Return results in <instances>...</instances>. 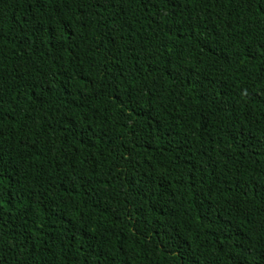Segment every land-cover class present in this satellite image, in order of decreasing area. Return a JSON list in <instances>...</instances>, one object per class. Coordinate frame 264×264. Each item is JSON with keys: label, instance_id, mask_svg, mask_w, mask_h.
<instances>
[{"label": "trees", "instance_id": "obj_1", "mask_svg": "<svg viewBox=\"0 0 264 264\" xmlns=\"http://www.w3.org/2000/svg\"><path fill=\"white\" fill-rule=\"evenodd\" d=\"M0 264H264V0H0Z\"/></svg>", "mask_w": 264, "mask_h": 264}]
</instances>
